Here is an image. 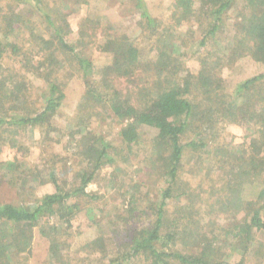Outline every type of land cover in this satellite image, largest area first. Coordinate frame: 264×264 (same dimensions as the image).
<instances>
[{
  "label": "trees",
  "instance_id": "obj_1",
  "mask_svg": "<svg viewBox=\"0 0 264 264\" xmlns=\"http://www.w3.org/2000/svg\"><path fill=\"white\" fill-rule=\"evenodd\" d=\"M1 1H8L6 3L13 6V11L1 13L0 8V61L7 56L8 59L16 61L18 67L12 69L16 83L12 90L10 85L4 83V75L0 73V102L21 113L0 117V140L2 133L15 135L14 133L27 129H37L39 134L43 132L44 136L49 135L56 131L52 119L64 98L57 76L53 75L54 71L59 75L60 68L63 67V63L57 59L56 52H61L62 57L75 63L84 77L90 76L92 63L80 55L79 50L65 37L68 28L66 16L55 8H45L52 0ZM134 2L136 9L141 12V17L152 26L156 34L159 26L155 25V20L148 13L144 0H134ZM235 3L236 0H173L174 9L177 10L174 13L177 15V24L181 23L182 18H188L195 13L206 17L208 27L203 33L199 47L205 46L208 38H215L223 27L227 13ZM23 10L29 13L27 17ZM234 20L239 35L235 36L234 39L237 41L229 50L237 58L249 56L256 63L264 65V0H244L238 19ZM37 24L42 25L45 33L44 35L34 31L30 33L32 38H39V43L36 45L37 53L42 54V57L34 59L33 63L26 58L23 59L24 52L18 34L22 29L36 27ZM39 28L37 27L36 30ZM160 36L155 47L146 52L123 39L124 43H120L119 46L108 41L104 48H109L111 63L104 66L100 72L103 80L100 78L98 84L90 85L85 95L108 111L112 118L120 122L124 120L128 122L120 128L118 135L121 144L129 151L139 141L138 129L141 126L157 130L155 139L149 144L158 150L156 174L165 181L160 193V202L146 209L150 211H139V217L145 216L148 220L146 223L128 224L123 227L122 240L113 245L114 250L120 252L119 254L113 255V249L110 251L107 249L106 240L102 236L92 240L87 247L98 250L105 264H130L138 258L144 260L146 264H241L250 250H253L254 246H259L258 237L264 235V151L260 149V146L264 147V117L258 116L254 120L251 114L248 115L244 104H240L235 109H231L228 104L233 99L247 98L249 93L264 95V71L239 81L235 85L234 93L230 96L226 95L223 78L214 72L216 70L214 67H209V53L206 48L202 52L197 74L186 73L185 77L177 79L179 63L177 59L172 58L174 46L168 40L172 34L164 36L162 33ZM109 44L112 47H109ZM29 47L34 48L33 45ZM150 51L157 55L154 62L158 82L161 85L149 95L151 99H145L147 100L145 103H136L116 91L110 93L108 89L111 82L106 80L109 74L117 77L130 76L133 69L144 67L151 62L146 57ZM211 55L219 60L217 52ZM21 70L34 74L45 82V92L40 95V99L31 101V91L26 88L22 79H18L21 77ZM94 93L98 96L95 97ZM195 121L198 122V136L206 132L208 142L214 137V135L209 137L208 132L213 133L214 128L224 123L259 122L260 129L256 131L260 132L261 139L256 142L252 139V153H258L259 158L258 154L241 153L236 150L237 147L224 146L217 150L218 153L205 152L207 144L200 138L198 141L182 143L183 134L189 128V124ZM71 135L74 134L69 136ZM111 148V145L102 138L85 144L83 153L90 158L91 167L77 173L78 187L72 188L70 192L59 185L55 174L51 172L49 179L55 187L52 194L26 205H0V264H26L25 261L31 252L34 229L39 228L40 234L45 237L56 232L54 226L48 225L46 218L55 216L58 220L63 219L65 223H69L67 217L72 216L73 209L78 203L70 204L68 200L73 197L79 199L90 196L85 191L86 187L94 180L95 174L104 162L112 163L108 155ZM188 149L201 153V156L206 155V159L210 162H214L216 156L214 162L216 172L207 173L205 178L209 183L208 187L200 188L199 193H195L197 188L193 189L190 186L189 181L193 175L185 176L181 172L184 151ZM218 154L221 156L218 157ZM218 180H221V187L224 186L223 191L226 190L228 194L222 195L225 200H219L217 203L222 208L241 209L245 212L241 220L222 228L223 236L220 240L215 237L209 239L210 235L207 232L204 234L199 230L193 231L186 225V219L189 220L192 218V213H195L198 202L196 196L199 200L205 193V199L210 200L211 203L214 184H217ZM244 182L249 184L259 182L255 197L245 202L246 204L243 203L244 199L239 189ZM121 197L128 202L125 211L130 219L135 213L138 199L126 190L121 193ZM90 198L97 199L94 195ZM169 201L174 204L170 212L168 210L170 203H167ZM49 240L51 258L61 262L57 242L55 239L49 238ZM183 248H188L189 251L183 253Z\"/></svg>",
  "mask_w": 264,
  "mask_h": 264
},
{
  "label": "rangeland",
  "instance_id": "obj_2",
  "mask_svg": "<svg viewBox=\"0 0 264 264\" xmlns=\"http://www.w3.org/2000/svg\"><path fill=\"white\" fill-rule=\"evenodd\" d=\"M6 2L8 1L0 2L1 13L13 11V6ZM144 4L150 16L155 20V25L159 26L156 34L152 26H149L141 17V12L136 9L134 0H52L45 6L46 9L55 8L66 16L68 28L65 37L79 50L80 55L92 63L91 74L89 77H84L75 63L70 62L64 56L62 60L63 54L56 52L57 59L63 63V67L60 68L59 75H56L55 71L53 75L57 76V82L64 95L52 119L56 131L45 136L43 132L39 134L37 129L19 131L14 133L15 135L2 133V140H0V205H26L32 203L33 200L52 194L55 187L49 179L51 172L55 174L59 185L65 191L70 192L72 188L78 187L77 173L91 167L90 158L83 153L84 146L87 143H93L97 138H102L111 145L112 148L108 155L112 163L104 162L95 174L94 180L86 187L85 191L90 196H96V200L91 199L90 196L79 199L73 197L68 200L70 204L78 203L73 209L72 216L67 217L69 223H65L63 219L58 220L55 216L46 218L48 225L55 227L54 232H56L52 233V231L48 237L57 242L58 254L62 261L56 262L51 258L49 238L42 236L39 228H35L31 252L25 261L26 264H105L98 250L87 247L91 241L102 236L106 240L107 249L109 251L113 249V255L119 254L120 252L114 250L113 245L122 240L123 227L125 228L128 224L146 223L148 220L145 216L139 217V211L154 207L160 202V193L165 181L163 177L156 174L158 173L156 170L158 150L149 144L155 139L157 130L141 126L138 129L139 141L129 151L121 144L118 135L120 128L128 122L125 120L120 122L112 118L108 111L85 96L86 89H89L90 85L98 84L99 79H102L100 72L104 66L111 63L109 48H104L108 41L119 46L125 40L146 52L155 47L157 39L161 38L160 34L163 33L164 36L172 34L168 40L174 46L172 58L177 59L179 63L177 79L185 77L186 73L197 74L201 65L202 52L207 48L209 67H214L216 69L214 72L223 78L224 90L229 96L234 93L235 85L239 81L264 71V65L256 63L249 56L237 58L229 50L237 41L234 39L235 36L239 35L234 19H238L244 0H236L235 5L227 13L223 27L214 39L208 38L205 46L202 47L198 45L208 27L206 17L195 13L188 18H182L181 23L177 24V15L174 14L177 10L174 9L173 0H144ZM196 7H198L197 4ZM23 13L26 17L29 14L25 10ZM37 27L40 28L36 30ZM33 31L42 35L45 33L42 25L37 24L36 27L22 29L18 35L19 43L23 47V59L26 58L34 63V59L42 57V54L37 53L36 45L39 43V38L31 37L30 33ZM29 45H33L34 48H28ZM109 47L112 45L109 44ZM213 52L218 53L219 60L211 57ZM156 56L155 52H148L146 57L151 62L144 67L133 69L130 76L117 77L110 73L106 78L111 82L109 92L121 93L136 103H145L151 99L149 95L161 87L154 62ZM17 67V62L8 59L7 56L0 61V73L4 75V83L10 85L11 90L16 86L12 69H17ZM18 79H22L26 88L31 91L32 102L40 99V95L45 92V82L34 74L21 70V77ZM94 95L98 96L96 93ZM249 96L233 99L228 105L231 109H235L240 104H244L248 115L251 114L254 120L258 116L264 117L263 93H249ZM20 113L21 111L12 110L11 106L0 102L1 118L5 115H19ZM248 121L247 124L227 122L214 128L213 133L208 132L209 137L214 135L211 142H208L206 132L198 136V122L195 121L189 124L181 142L198 141L200 138L204 139L203 141L207 144L205 152L208 153H218L217 150L225 146L237 147V151L249 155L258 154L252 153V139L255 142L261 139L260 132L256 131L260 129V123L250 124ZM70 134L74 135L69 136ZM260 149L264 151L263 145ZM184 153L181 172L185 176L193 175L189 181L190 186L193 189L197 188L195 193H199L200 188L208 187L209 183L205 178L207 173L216 172L214 164L216 156L214 162H210L206 159V155L201 156V153L196 151L188 149ZM220 156L218 154V157ZM259 156L258 154V158ZM228 159L233 160V158ZM210 176L214 175L210 174ZM221 183V180H218L217 184H214L211 203L210 200L205 199V193L199 200L195 194L196 201H198L195 213H192V218H189L190 222L186 219L188 228L193 231H202L204 234L207 232L210 235L209 239L215 237L220 240L223 236L222 228L241 220L245 214L241 209L222 208L217 203L219 200H225L222 195L228 194L226 190L223 191L224 186L221 187ZM258 184L259 182L254 184L244 182L241 185L239 189H241L244 204L255 197L259 189ZM124 190L134 194L138 199L135 213L130 219L125 211L128 208V202L121 197ZM167 203H170L169 209L167 208L170 212L174 204L171 201ZM258 239L260 240L259 246L252 247L253 250H250L241 264H263L264 235H260ZM188 251V248L182 249L183 253ZM130 264L146 263L138 258Z\"/></svg>",
  "mask_w": 264,
  "mask_h": 264
}]
</instances>
